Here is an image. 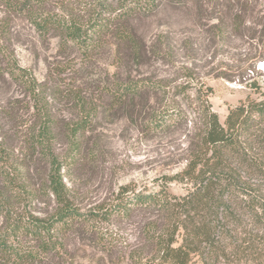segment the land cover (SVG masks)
I'll use <instances>...</instances> for the list:
<instances>
[{"label":"rangeland","instance_id":"rangeland-1","mask_svg":"<svg viewBox=\"0 0 264 264\" xmlns=\"http://www.w3.org/2000/svg\"><path fill=\"white\" fill-rule=\"evenodd\" d=\"M70 2L84 4L49 3L60 7ZM238 11L242 24L233 19ZM131 28L133 45L107 36L98 49L84 52L53 31H38L23 15L10 19L1 35L3 48L33 75L39 91L35 98L9 76L0 77V138L31 190L24 193L20 210L45 216L56 205L44 190L49 157L40 150L29 151L24 142L28 128L38 121L41 105L56 125L50 153L63 164L69 195L85 210L110 202L125 185L139 191L167 187L176 195L184 194L186 180L176 176L185 167L203 103L223 122L229 109L247 96H264L260 61L256 71L240 74V68L252 62L258 37L260 44L264 40V0H160L154 12L136 16ZM127 78L148 81L156 89L114 105L111 84ZM162 103L176 106L185 123L164 132L148 129L149 111ZM80 122L83 128L71 134L70 128ZM142 219L139 214L130 222L122 221L118 249L124 251L137 241ZM243 223L251 230V222ZM87 242L71 237L68 252L49 264H100L107 259ZM220 264H264V253L250 256L240 251Z\"/></svg>","mask_w":264,"mask_h":264},{"label":"trees","instance_id":"trees-1","mask_svg":"<svg viewBox=\"0 0 264 264\" xmlns=\"http://www.w3.org/2000/svg\"><path fill=\"white\" fill-rule=\"evenodd\" d=\"M81 1L84 4L80 7L73 2L52 7L50 0H0V77L9 76L38 98L33 75L1 42L14 15H23L38 31H53L63 42L87 52L102 46L107 36L133 45L132 20L154 12L160 3ZM239 11L233 19L242 24ZM259 39L252 62L240 68L241 76L256 71L257 62L264 60V40L262 37L260 44ZM155 89L148 81L127 78L113 82L110 95L114 105L124 104ZM40 109L38 121L28 128L24 142L29 151L40 150L49 157L44 190L54 197L56 205L45 216L18 208L24 193L31 190L0 138V264H49L68 252L71 237H81L102 252L107 259L102 258L100 264H220L240 251L250 256L264 253V96H247L229 109L223 122L208 103H203L185 167L176 176L186 180L184 194L176 195L167 187L139 191L125 185L110 202L85 210L69 195L61 174L63 164L50 153L56 125L50 111L43 105ZM185 121L176 106L162 103L149 111L146 126L164 132ZM81 123L72 126L70 133L76 135L83 128ZM75 147L72 145L71 151L75 152ZM139 214L143 217L138 223L139 238L124 251L118 249L123 237L120 224ZM246 219L251 230L256 228L255 234L246 228Z\"/></svg>","mask_w":264,"mask_h":264},{"label":"built area","instance_id":"built-area-1","mask_svg":"<svg viewBox=\"0 0 264 264\" xmlns=\"http://www.w3.org/2000/svg\"><path fill=\"white\" fill-rule=\"evenodd\" d=\"M258 66H259L260 69L264 70V61H260Z\"/></svg>","mask_w":264,"mask_h":264}]
</instances>
